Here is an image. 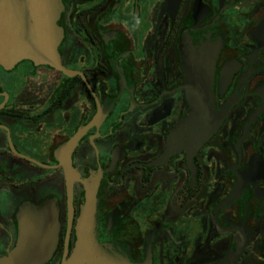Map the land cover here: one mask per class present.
Returning a JSON list of instances; mask_svg holds the SVG:
<instances>
[{
  "label": "flooded vegetation",
  "instance_id": "obj_1",
  "mask_svg": "<svg viewBox=\"0 0 264 264\" xmlns=\"http://www.w3.org/2000/svg\"><path fill=\"white\" fill-rule=\"evenodd\" d=\"M57 25L67 74L0 65V257L49 203L67 262L92 183L126 264H264V0H62ZM203 58L220 122L174 148Z\"/></svg>",
  "mask_w": 264,
  "mask_h": 264
},
{
  "label": "water",
  "instance_id": "obj_2",
  "mask_svg": "<svg viewBox=\"0 0 264 264\" xmlns=\"http://www.w3.org/2000/svg\"><path fill=\"white\" fill-rule=\"evenodd\" d=\"M62 0H0V65L8 68L21 60L47 65L67 74L59 63L61 40L57 25ZM189 60L187 100L191 111L173 131L176 145L198 148L220 122L211 88V60ZM196 62V59H195ZM180 140L182 143H180ZM178 145V146H179ZM86 199L76 225V242L63 264H126V260L98 237V199L95 184L86 185ZM18 240L0 257V264H45L58 239L55 208L45 203L38 209L21 210Z\"/></svg>",
  "mask_w": 264,
  "mask_h": 264
}]
</instances>
